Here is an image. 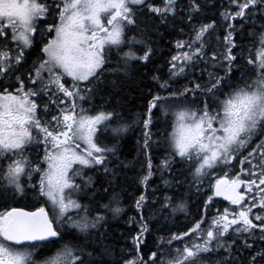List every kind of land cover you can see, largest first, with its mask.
I'll return each instance as SVG.
<instances>
[{
	"label": "snow or ice",
	"instance_id": "6c2138e0",
	"mask_svg": "<svg viewBox=\"0 0 264 264\" xmlns=\"http://www.w3.org/2000/svg\"><path fill=\"white\" fill-rule=\"evenodd\" d=\"M209 2L0 0V195L37 202L0 209V264H264V0H229L222 35L205 15ZM177 22L188 38L175 40L167 79L151 77L168 94H151L134 122L142 126L136 155L122 158L133 124L113 99L152 62L159 26ZM179 77L191 78L173 89ZM98 97L106 106H95ZM153 109L171 129L162 138L152 132ZM137 167L129 257L109 224L128 211L121 178ZM194 196L205 197L201 217L161 236L145 260L152 221L187 214ZM214 197L231 207L208 218ZM50 245L59 247L39 258Z\"/></svg>",
	"mask_w": 264,
	"mask_h": 264
},
{
	"label": "trees",
	"instance_id": "16d2710c",
	"mask_svg": "<svg viewBox=\"0 0 264 264\" xmlns=\"http://www.w3.org/2000/svg\"><path fill=\"white\" fill-rule=\"evenodd\" d=\"M156 5H160L162 0H153ZM229 8V0H210L208 7L205 9V15L208 19H216L219 26V32L223 34V21L220 19L219 13ZM149 24L154 21L149 20ZM180 28L184 29L185 35H182L179 31ZM247 31V26H246ZM189 33V28L185 24H181L177 22L175 26L168 25H160L159 26V34H154L152 37H156L158 39V44L156 46V50L158 53L155 55L158 56V67L154 65V60L147 66H138L136 70H134L130 78L125 81L124 91L122 95H119L113 99V103L119 102L123 105L120 108V111L124 115V119H128L131 121L137 120L139 116L144 114L147 110L149 99L151 98V94L155 92H159L161 95H167V91L160 90L159 86L155 81L151 79L152 75L155 74L158 70V75L162 79H167L168 75V60L171 55L176 54V49L174 48V43L176 39H187L188 36L186 34ZM239 41V37L237 38ZM243 43L246 45H251L253 41L250 37L245 36ZM155 57V56H154ZM154 59V58H153ZM156 68H158L156 70ZM191 77H179L175 80L169 81L173 89L181 88L187 83V79ZM96 107L106 106L103 105V102L98 97L95 100ZM87 106V104L85 105ZM89 107V106H88ZM160 113V112H159ZM136 122V121H134ZM133 122V123H134ZM141 127L137 126L139 131V137H141ZM152 132L157 136L162 138L166 131H170V127L168 122L164 119L162 114L159 115L158 122L153 124ZM100 139L104 143H110L112 137L103 133L100 134ZM137 139V140H138ZM134 139L128 137L125 139L124 143L121 141V149L123 156L122 158H127L128 160H132L135 153V144ZM162 152L157 151L154 153V156L157 161L162 157ZM234 167L232 169L233 172H239L240 165L237 162H233ZM248 165L245 164L244 168L247 169ZM136 169V168H134ZM124 176L121 178V187L123 188V196L122 199L126 196H136L139 193L140 187H136L137 184V175L133 172V169H126ZM243 178V177H242ZM160 182L156 180V183L152 185V187H156ZM205 187H207V182ZM159 195V192L157 193ZM205 199L204 196L193 197L189 202V208L187 214L185 213H177L174 217L168 218L166 220H161L159 218L152 221L151 228L152 231L146 234L144 243L140 247V254L144 256L145 260L148 259L150 253L152 251H157L159 238L161 236L167 238L172 233H183L187 231L190 227L193 226L194 222L201 217L200 206ZM124 201V200H123ZM224 207H231L228 202L224 200L218 199L214 197L213 204L208 208V218L214 215L217 209H223ZM255 211H259L256 209ZM132 215H135L133 213ZM130 215L124 214L116 219L110 221L109 224V235L112 240L116 242V247L118 249L125 248L127 249V255L131 257L134 254V250L131 243V237L135 234V225L129 227L127 223V219ZM207 222V221H206ZM121 235L123 238H121ZM188 238L182 241H173V246L176 248H181L184 242H187ZM159 256V252H158ZM117 258H119V252H117Z\"/></svg>",
	"mask_w": 264,
	"mask_h": 264
},
{
	"label": "flooded vegetation",
	"instance_id": "af4514ba",
	"mask_svg": "<svg viewBox=\"0 0 264 264\" xmlns=\"http://www.w3.org/2000/svg\"><path fill=\"white\" fill-rule=\"evenodd\" d=\"M152 40H153V43L155 44V45H157L158 44V39L156 38V37H152ZM154 44H153V47H154ZM155 49H156V46L154 47ZM156 53H158L157 52V50H156ZM154 65H156L157 67H158V56L157 55H155V57H154ZM158 68H156V70H157ZM155 74H157L158 75V70H157V72L155 73ZM156 83V82H155ZM151 100V98L149 99V101ZM149 103V102H148ZM142 116V115H141ZM139 118H140V116H139ZM138 118V119H139ZM158 118H159V110L158 109H153V120H154V123L153 124H155L156 122H158ZM138 119L137 120H134V121H138ZM125 120L127 121V122H129V123H132L133 124V128H132V130H130V133H127L125 136H124V138H123V143H124V141H125V139H127L128 137H131V138H133L135 141H134V144H135V147H136V141H137V139H138V136H139V131H138V129H135V128H137V125L135 124V123H133L134 121H131V120H128V119H126L125 118ZM152 129H154V128H152ZM140 138V137H139ZM135 153H136V149H135ZM133 172H135V174L137 175V177H138V175H139V173H140V169L137 167L136 169H134L133 168ZM91 174V173H90ZM157 180V179H156ZM33 182H35V177L33 178ZM136 187L138 188L139 187V185H138V183L136 184ZM140 191H141V189L139 190V193L137 194V195H139L140 194ZM241 191H244V190H242L241 189ZM31 193H29V195H28V198L27 199H19V198H17V199H12L11 197H5V196H3V195H0V209H2L3 207H4V205L5 204H8V205H11V206H23V207H25L26 208V210H35V206H36V201H34L32 198H31ZM124 206L126 207V208H128V211H126V214H128V212L130 213V215H132L133 213H135L133 210H131V208H130V206H131V204L133 203V201H132V199H131V197L129 196L128 198H126V196L124 197ZM86 202V201H85ZM39 206H44V207H46V209L47 210H49V214L51 215L52 214V212H51V206L49 205V204H46V203H44V201L43 200H41L40 202H39ZM59 247V245H50V246H48V248L47 249H45V250H42L40 253H38V257L39 258H44V257H47V256H51V255H53L54 254V252H55V250H56V248H58Z\"/></svg>",
	"mask_w": 264,
	"mask_h": 264
},
{
	"label": "rangeland",
	"instance_id": "374dc122",
	"mask_svg": "<svg viewBox=\"0 0 264 264\" xmlns=\"http://www.w3.org/2000/svg\"><path fill=\"white\" fill-rule=\"evenodd\" d=\"M89 105H87V106H85V107H88ZM160 112V111H159ZM161 113H159V115H160ZM105 133H107V134H110V133H108V132H105ZM128 133H130V131L128 132ZM100 133H98V135H99ZM111 135V134H110ZM100 136V135H99ZM157 159L158 158H156L155 156L153 157V162L154 163H156L157 162ZM214 178L215 177H212V178H210V179H212L213 180V182H214ZM157 181H158V179H157Z\"/></svg>",
	"mask_w": 264,
	"mask_h": 264
},
{
	"label": "water",
	"instance_id": "95a60500",
	"mask_svg": "<svg viewBox=\"0 0 264 264\" xmlns=\"http://www.w3.org/2000/svg\"><path fill=\"white\" fill-rule=\"evenodd\" d=\"M218 198L224 199L223 197H218ZM225 201H226V200H225Z\"/></svg>",
	"mask_w": 264,
	"mask_h": 264
}]
</instances>
